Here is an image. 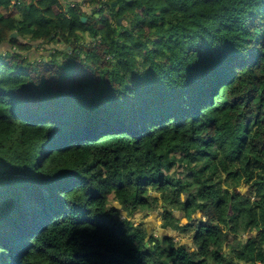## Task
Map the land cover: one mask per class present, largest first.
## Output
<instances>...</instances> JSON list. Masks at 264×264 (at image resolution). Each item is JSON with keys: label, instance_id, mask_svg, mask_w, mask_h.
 I'll list each match as a JSON object with an SVG mask.
<instances>
[{"label": "trees", "instance_id": "obj_1", "mask_svg": "<svg viewBox=\"0 0 264 264\" xmlns=\"http://www.w3.org/2000/svg\"><path fill=\"white\" fill-rule=\"evenodd\" d=\"M90 2L0 0V264H264V0Z\"/></svg>", "mask_w": 264, "mask_h": 264}, {"label": "rangeland", "instance_id": "obj_2", "mask_svg": "<svg viewBox=\"0 0 264 264\" xmlns=\"http://www.w3.org/2000/svg\"><path fill=\"white\" fill-rule=\"evenodd\" d=\"M24 1L29 2V0H24ZM24 1L22 0V2H24ZM73 1L76 4L81 3V0H73ZM87 1L90 2V0H87ZM91 5H93V4H91ZM87 7L88 6H84L83 8L87 9ZM82 35L85 36L86 38H88L87 34H85V35L82 34ZM26 38H29V37H26ZM58 45L55 41H53L52 44H47V43H45L44 45L41 44L39 47H37V45H35L31 48L29 47L27 49L28 51L26 53L30 52L31 49H33V51L35 52V55L37 57L40 58L43 56L46 58L47 55L50 54V52H53L54 48H56ZM4 49L5 48L3 46L0 47V51H3ZM225 185H228V184L226 183ZM240 189L243 191H246L245 186H243V188H240ZM154 195L158 197V194L154 193ZM112 205L115 206L116 208H118L119 210H121V206L119 205V203L117 201H113ZM175 211L178 213V216L182 219V222L185 223L186 219L183 217L182 213H180L176 209H175ZM162 214H163L162 208L160 206V203H158L154 206L153 209L146 211V213L139 212V213L135 214V216L133 217V220L137 224L145 225L147 228V231L150 235H153L155 237H159L160 235H169V236L173 237L176 242L181 243V244H189L191 246L192 241H191V237L189 235H183L179 232L173 231L171 228H166V229L162 228ZM126 216H127V213L122 211V217L125 218ZM130 219H132V218L130 217ZM240 264H244V263H240ZM257 264H261V263H257Z\"/></svg>", "mask_w": 264, "mask_h": 264}, {"label": "flooded vegetation", "instance_id": "obj_3", "mask_svg": "<svg viewBox=\"0 0 264 264\" xmlns=\"http://www.w3.org/2000/svg\"><path fill=\"white\" fill-rule=\"evenodd\" d=\"M17 1V0H16ZM24 1V0H23ZM29 2H30V0H29ZM29 2H26V1H24V2H22V4H23V8H24V6H26ZM61 2L64 4V5H73L75 2L73 1V0H61ZM79 4H81V7L83 8L84 6H88L87 7V9H84L83 8V10L86 12V13H88L89 15H91L92 13H93V10L94 9H96V7H98V5H96V4H93V5H91L92 3L91 2H88L87 0H81V3H79ZM112 6V5H111ZM99 7L100 8H103V5H99Z\"/></svg>", "mask_w": 264, "mask_h": 264}, {"label": "water", "instance_id": "obj_4", "mask_svg": "<svg viewBox=\"0 0 264 264\" xmlns=\"http://www.w3.org/2000/svg\"><path fill=\"white\" fill-rule=\"evenodd\" d=\"M127 1H128V0H127ZM115 5H116V3H113V4H112V6H115ZM86 21H87V19H86L85 17H83V18H82V22H86ZM119 21H120V20H119ZM12 35L15 36L16 33H13Z\"/></svg>", "mask_w": 264, "mask_h": 264}]
</instances>
